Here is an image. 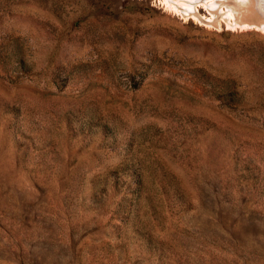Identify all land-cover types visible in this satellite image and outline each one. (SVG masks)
<instances>
[{
	"label": "rangeland",
	"instance_id": "374dc122",
	"mask_svg": "<svg viewBox=\"0 0 264 264\" xmlns=\"http://www.w3.org/2000/svg\"><path fill=\"white\" fill-rule=\"evenodd\" d=\"M181 1L0 0V264H264V29Z\"/></svg>",
	"mask_w": 264,
	"mask_h": 264
},
{
	"label": "bare ground",
	"instance_id": "6f19581e",
	"mask_svg": "<svg viewBox=\"0 0 264 264\" xmlns=\"http://www.w3.org/2000/svg\"><path fill=\"white\" fill-rule=\"evenodd\" d=\"M197 1H200V3L205 1L204 5L212 14L211 17L214 15L215 12L219 11V13L225 14L228 18L232 16L233 13L234 14L238 13L239 11L237 9L239 7L241 8L243 7V9H245L249 13L251 12L252 15H247L248 18H251L252 16L251 20L246 21V22L245 21L240 22L236 19V15H237L236 14L234 17V24L241 25L246 28L252 27V25L258 27L259 25L260 28L264 29V23H262L263 21H261V14H263L264 16V0H230L232 1V4L227 3V1L229 2V0H182L181 1V3L183 4L182 10L187 11L188 12L187 14H191L195 16V14L198 13L197 8H196ZM197 15L198 14H196V16ZM199 17H202V16L199 15Z\"/></svg>",
	"mask_w": 264,
	"mask_h": 264
}]
</instances>
